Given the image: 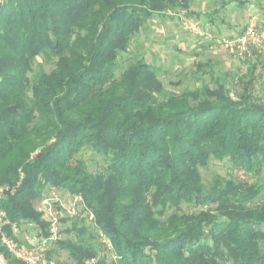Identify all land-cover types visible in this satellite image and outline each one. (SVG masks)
Segmentation results:
<instances>
[{"label": "trees", "instance_id": "1", "mask_svg": "<svg viewBox=\"0 0 264 264\" xmlns=\"http://www.w3.org/2000/svg\"><path fill=\"white\" fill-rule=\"evenodd\" d=\"M189 4L6 0L0 6V184L18 182L0 209L46 234L34 206L45 187L80 194L115 257L63 239L50 254L65 250L71 264H264V203L252 204L261 186L218 178L206 188L198 170L211 158H227L248 173L264 169V83L257 95L255 65L240 78L236 98L219 79L160 98L157 69L138 57L116 75L119 57L149 18ZM38 55L54 67L31 80ZM84 147L104 157L102 171L74 159ZM184 203L215 206L178 211Z\"/></svg>", "mask_w": 264, "mask_h": 264}, {"label": "rangeland", "instance_id": "2", "mask_svg": "<svg viewBox=\"0 0 264 264\" xmlns=\"http://www.w3.org/2000/svg\"><path fill=\"white\" fill-rule=\"evenodd\" d=\"M189 3L188 10L178 8L176 11H167L164 15L155 14L149 18L131 39L128 51L119 57L116 75L138 57L157 69V77L162 87L160 98L171 92L180 93L186 88H197L202 84L213 86L216 79L225 84L231 97L236 98L242 90L240 78L247 76L250 65L255 64L259 65V68H255L252 87L259 95L264 83V50L258 53V56H252L254 59L251 57L239 60L221 44V37L242 31L248 15L253 11L264 17V0H230L226 8L221 6L222 0H189ZM208 14L212 18H209ZM262 43L264 45V30ZM240 61L243 66L248 67L243 69ZM53 67V60H45L38 55L28 73L29 78L34 80L40 73L48 72ZM74 159L81 160L91 172L102 171L105 167L104 157L86 147L75 154ZM198 170L206 188L213 185L218 178L231 179L245 185L256 182L261 186V191L252 204L264 203V169L259 174L248 173L241 168H235L227 158H211L205 166H199ZM50 187L46 186L42 195L48 194ZM52 187L62 196L64 205L68 204L70 192ZM38 201L39 199L34 200L35 208ZM214 206H192L184 203L178 211L189 213L211 209ZM57 209L60 210L61 207ZM172 210L175 209L170 208L169 212ZM59 215V240L91 245L96 249L98 257H104L106 260L113 258L100 241L99 228L90 217V210L85 203L79 205L76 216L70 217L62 211ZM22 229V234L34 230L29 226H23ZM50 257L56 264L73 262L65 250H53Z\"/></svg>", "mask_w": 264, "mask_h": 264}, {"label": "built area", "instance_id": "3", "mask_svg": "<svg viewBox=\"0 0 264 264\" xmlns=\"http://www.w3.org/2000/svg\"><path fill=\"white\" fill-rule=\"evenodd\" d=\"M6 0H0V6ZM264 30V17L257 13H253L248 19L243 30L229 38L221 40V44L233 51L239 60L251 58L256 53H261L264 50L262 43V31ZM264 78V77H263ZM39 150L31 153V157ZM23 176L21 173L20 178ZM18 185V182L15 186ZM15 186L8 184L0 185V199L7 193H12ZM69 203H63L62 196L52 186L49 188V193L41 195L38 201L36 210L40 213L42 220L46 223V234L41 233L40 227L32 221H27L24 224L33 227L34 232L26 233L22 238L17 236L22 223L10 221L6 211L0 209V264H56L50 257V251L56 241L59 240V225L60 212L73 217L77 215L78 207L81 203L84 204L80 194L69 193ZM61 207L60 210L57 207ZM90 217L94 219L92 212ZM9 226L11 233L5 231V226ZM99 238L104 247L114 258V250L110 239L99 230ZM6 253L10 258L15 259L14 263L9 261ZM94 258L88 260L94 261Z\"/></svg>", "mask_w": 264, "mask_h": 264}, {"label": "crops", "instance_id": "4", "mask_svg": "<svg viewBox=\"0 0 264 264\" xmlns=\"http://www.w3.org/2000/svg\"><path fill=\"white\" fill-rule=\"evenodd\" d=\"M229 2H230V1H229ZM229 2H228V3H229ZM228 3H226V4H225L224 6H222V7H223V8H224V7L226 8V7L228 6ZM253 13H255V12H254V11L251 12V13L248 15V18H249ZM163 15H164V14H163ZM208 17H209V18H212L210 14H208ZM248 18H247V19H248ZM240 32H241V31H237V32H235V33H230V34L224 35V36L221 37V40H222V39H225V38H229V37H231V36H234V35H236V34H238V33H240ZM228 50H229V49H228ZM229 51H231V50H229ZM231 52L233 53V51H231ZM255 56H258V53H255L253 57H255ZM253 57H252V58H253ZM253 59H254V58H253ZM254 61H255V60H254ZM240 63H241V61H240ZM242 63H243V62H242ZM242 63H241V66L243 67V69H246L248 66H247V65H244V66H243ZM254 65H255V64H254ZM255 68L258 69V68H259V65H255ZM62 193H63V191L61 192V194H62ZM23 226L26 227L27 225H25L24 223L21 224V228H20V230H19V232H18V234H17V236H18L19 238H22V237L26 234V233H24V234L21 233V231L23 230V229H22ZM33 231H34V230H33ZM33 231H32V232H33ZM30 233H31V232H30Z\"/></svg>", "mask_w": 264, "mask_h": 264}]
</instances>
